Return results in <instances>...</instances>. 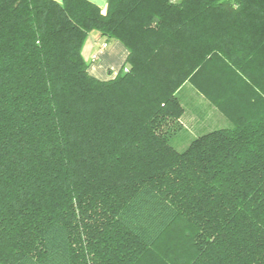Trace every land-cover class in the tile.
Returning a JSON list of instances; mask_svg holds the SVG:
<instances>
[{
	"label": "trees",
	"instance_id": "obj_1",
	"mask_svg": "<svg viewBox=\"0 0 264 264\" xmlns=\"http://www.w3.org/2000/svg\"><path fill=\"white\" fill-rule=\"evenodd\" d=\"M188 82L232 127L178 151ZM0 264H264V0H0Z\"/></svg>",
	"mask_w": 264,
	"mask_h": 264
},
{
	"label": "rangeland",
	"instance_id": "obj_2",
	"mask_svg": "<svg viewBox=\"0 0 264 264\" xmlns=\"http://www.w3.org/2000/svg\"><path fill=\"white\" fill-rule=\"evenodd\" d=\"M125 71V70H124ZM185 114L180 129L170 138L171 144L184 151L190 142L211 131L232 127L231 122L218 109L215 102L191 83H186L178 93ZM186 222L179 220L167 235L166 240L175 239L186 228Z\"/></svg>",
	"mask_w": 264,
	"mask_h": 264
},
{
	"label": "crops",
	"instance_id": "obj_3",
	"mask_svg": "<svg viewBox=\"0 0 264 264\" xmlns=\"http://www.w3.org/2000/svg\"><path fill=\"white\" fill-rule=\"evenodd\" d=\"M56 1L61 2L62 0ZM89 1L105 11L109 0ZM104 43L107 44V48L102 50ZM82 54L85 61L90 65V75L98 80L105 81L114 79L121 71L126 69L129 52L120 41L107 40L93 33L86 40ZM95 54L98 55V59L94 61L93 56Z\"/></svg>",
	"mask_w": 264,
	"mask_h": 264
},
{
	"label": "built area",
	"instance_id": "obj_4",
	"mask_svg": "<svg viewBox=\"0 0 264 264\" xmlns=\"http://www.w3.org/2000/svg\"><path fill=\"white\" fill-rule=\"evenodd\" d=\"M106 48H107V44L104 43L101 49H102V50H105ZM97 59H98V55L95 54V55L93 56V60L95 61V60H97Z\"/></svg>",
	"mask_w": 264,
	"mask_h": 264
}]
</instances>
